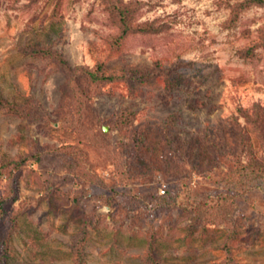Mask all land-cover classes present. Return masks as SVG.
Returning <instances> with one entry per match:
<instances>
[{
  "label": "rangeland",
  "instance_id": "rangeland-1",
  "mask_svg": "<svg viewBox=\"0 0 264 264\" xmlns=\"http://www.w3.org/2000/svg\"><path fill=\"white\" fill-rule=\"evenodd\" d=\"M261 2L0 0V264H264Z\"/></svg>",
  "mask_w": 264,
  "mask_h": 264
},
{
  "label": "trees",
  "instance_id": "trees-1",
  "mask_svg": "<svg viewBox=\"0 0 264 264\" xmlns=\"http://www.w3.org/2000/svg\"><path fill=\"white\" fill-rule=\"evenodd\" d=\"M264 2H261V4H263ZM89 76L91 77V79L93 81H100V80H106V81H109L112 79V77L110 76H98L97 74L95 73H89ZM81 261H77V264H80Z\"/></svg>",
  "mask_w": 264,
  "mask_h": 264
}]
</instances>
